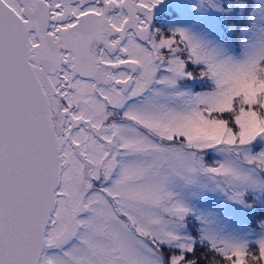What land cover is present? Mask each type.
Returning <instances> with one entry per match:
<instances>
[{"label":"snow or ice","instance_id":"6c2138e0","mask_svg":"<svg viewBox=\"0 0 264 264\" xmlns=\"http://www.w3.org/2000/svg\"><path fill=\"white\" fill-rule=\"evenodd\" d=\"M0 264H264V0H0Z\"/></svg>","mask_w":264,"mask_h":264},{"label":"flooded vegetation","instance_id":"af4514ba","mask_svg":"<svg viewBox=\"0 0 264 264\" xmlns=\"http://www.w3.org/2000/svg\"><path fill=\"white\" fill-rule=\"evenodd\" d=\"M174 21V17L171 12H161L157 14L156 24L157 26L168 27L170 22Z\"/></svg>","mask_w":264,"mask_h":264}]
</instances>
